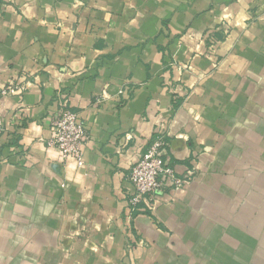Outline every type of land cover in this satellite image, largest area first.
<instances>
[{
    "label": "crops",
    "instance_id": "obj_1",
    "mask_svg": "<svg viewBox=\"0 0 264 264\" xmlns=\"http://www.w3.org/2000/svg\"><path fill=\"white\" fill-rule=\"evenodd\" d=\"M17 80L0 264H264V0H0V86ZM65 98L82 165L49 144ZM159 136L196 175L130 208Z\"/></svg>",
    "mask_w": 264,
    "mask_h": 264
},
{
    "label": "built area",
    "instance_id": "obj_2",
    "mask_svg": "<svg viewBox=\"0 0 264 264\" xmlns=\"http://www.w3.org/2000/svg\"><path fill=\"white\" fill-rule=\"evenodd\" d=\"M217 42L213 40V43ZM27 83V80H17L0 86V101L3 97L24 93L28 87ZM13 123L7 118L0 117V137L15 129ZM51 128L53 135L49 144L60 150L63 159L73 157L77 159L79 165H82L83 146L90 140V136L87 126L78 113L67 106L66 98L60 103ZM164 149V138L159 136L133 165L130 181L134 186V192L128 200L130 208L137 207L141 203H147L152 207L160 192L170 187H182L196 175L193 168L178 173L169 160L163 158Z\"/></svg>",
    "mask_w": 264,
    "mask_h": 264
},
{
    "label": "trees",
    "instance_id": "obj_3",
    "mask_svg": "<svg viewBox=\"0 0 264 264\" xmlns=\"http://www.w3.org/2000/svg\"><path fill=\"white\" fill-rule=\"evenodd\" d=\"M17 135V134H16Z\"/></svg>",
    "mask_w": 264,
    "mask_h": 264
}]
</instances>
